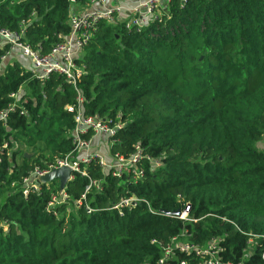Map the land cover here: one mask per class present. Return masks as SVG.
I'll return each mask as SVG.
<instances>
[{
  "label": "trees",
  "instance_id": "1",
  "mask_svg": "<svg viewBox=\"0 0 264 264\" xmlns=\"http://www.w3.org/2000/svg\"><path fill=\"white\" fill-rule=\"evenodd\" d=\"M90 5L0 0V28L24 23L22 40L47 53L70 33L71 13ZM158 11L139 31L100 20L77 59L85 112L111 123L120 113L110 152L130 158L140 146L145 172L137 183L109 175L105 192L87 194L90 214L75 205L88 183L80 176L55 206L58 182L22 193L35 166L74 150V87L59 74L34 77L21 60L4 65L0 111L12 93L20 102L0 119V264H158L159 243L183 232L201 246L217 239L224 261L264 264V240L254 251L242 233L264 234V0H170ZM92 174L102 175L97 166ZM128 196L157 211L190 204L188 219L154 215L146 203L113 208Z\"/></svg>",
  "mask_w": 264,
  "mask_h": 264
},
{
  "label": "built area",
  "instance_id": "2",
  "mask_svg": "<svg viewBox=\"0 0 264 264\" xmlns=\"http://www.w3.org/2000/svg\"><path fill=\"white\" fill-rule=\"evenodd\" d=\"M70 1L73 4L76 2V0ZM114 1L91 0L90 7L95 4L100 6V8L91 10L88 7L79 13L72 12L70 33L66 36L60 35V39L47 53L33 48L22 40L25 31L24 23L20 31L0 28V72L4 71V65L12 60L13 53L18 50L29 61L28 67L34 77L47 80L51 75L59 74L74 87L77 94L75 102L66 105V109L74 116L75 127L72 131L74 150L64 157L57 159L54 164H49L47 168L35 166L23 179L22 193L24 196L30 193H41L43 186H48V183H51L47 182L43 184L40 180L42 176L54 169L68 167L71 170L69 182L75 180L77 176L88 181L81 197L75 201V205L84 207L87 213L90 214L97 209L91 207L87 202V194L105 192V188L110 184L108 180L109 175L118 179L131 176L130 178L134 183L145 177L144 170L138 166L139 161L143 157L140 146H136V151L130 158H124L118 153H110L109 156H104L92 150V139L99 134L106 136L110 148V144L114 142L112 138L122 129L124 123L119 116L117 117V121L113 120V123H111L112 120L109 117L87 114L84 109L85 99L79 87V81L85 74V66L77 61L82 49L91 40L100 20L115 21V15H120L125 10L121 5H114L113 3L112 5H107L109 2ZM169 1L137 0L129 9V19H124L122 22L126 29L134 27L139 31L149 21L157 19L159 17L158 7L164 6V3L166 6ZM19 93L11 94L15 102L0 111V119L6 120L11 112L16 111L17 105L20 102ZM87 135L88 137H86ZM4 145L8 146V143ZM147 159L158 166L157 159H152L151 157H147ZM96 166L100 168L102 173L100 177L92 174V170ZM66 187L63 190L59 188L58 194L52 196L48 206H55L57 203L68 200L69 195L67 194ZM142 203L147 204L152 214L166 215L161 211L153 209L147 200L136 196L122 197L113 208L118 209L122 213L123 208L137 207ZM190 208V204H186L185 209L177 217L185 220L188 219L187 216ZM242 233L247 236L246 248L253 249L254 251L258 250L261 241L264 240V234L243 231ZM187 236V232H183L181 235L172 237L168 243H159L161 256L158 264H170L171 262L189 264V259H181L180 254L190 257V260L196 261V264H244V262L234 263L232 261H224L221 256L222 248L219 241L215 238L207 246H201L186 240ZM261 257L264 259V250H262Z\"/></svg>",
  "mask_w": 264,
  "mask_h": 264
},
{
  "label": "crops",
  "instance_id": "3",
  "mask_svg": "<svg viewBox=\"0 0 264 264\" xmlns=\"http://www.w3.org/2000/svg\"><path fill=\"white\" fill-rule=\"evenodd\" d=\"M136 1L137 0H115L114 2H109L107 5H112L113 3L114 5L123 6L125 10L120 13V16L123 17V16L129 15V9L132 5L136 3ZM164 6H165V3H164ZM97 8H100V6L95 5V4L90 7L91 10L97 9ZM11 58L21 60L24 65L29 66V61L23 57V55L21 54V51H18V50L15 51ZM91 147L93 151L101 153L104 156H109V154H107L109 151V148H108L109 142L106 136L101 135V134L94 136L92 139Z\"/></svg>",
  "mask_w": 264,
  "mask_h": 264
},
{
  "label": "water",
  "instance_id": "4",
  "mask_svg": "<svg viewBox=\"0 0 264 264\" xmlns=\"http://www.w3.org/2000/svg\"><path fill=\"white\" fill-rule=\"evenodd\" d=\"M70 174H71L70 168L61 167L58 169H54L51 172L47 173L46 175L42 176L40 180L43 182V184L57 180L59 182L60 190H63L69 182ZM161 212H163L166 215H172V216H179L181 214L180 210L169 212L162 209Z\"/></svg>",
  "mask_w": 264,
  "mask_h": 264
},
{
  "label": "rangeland",
  "instance_id": "5",
  "mask_svg": "<svg viewBox=\"0 0 264 264\" xmlns=\"http://www.w3.org/2000/svg\"><path fill=\"white\" fill-rule=\"evenodd\" d=\"M72 14V13H71ZM128 16H123L121 17L120 15H115V20H119V21H122L124 19H129V17L127 18ZM71 18V16H70ZM70 22V21H69ZM118 116H121V114H117ZM264 146V143L262 142L261 145H260V148H262ZM107 154H110V151H108ZM157 164L159 165L160 164V161L157 160ZM58 181H54V182H51V183H48V186L52 185V184H57Z\"/></svg>",
  "mask_w": 264,
  "mask_h": 264
},
{
  "label": "bare ground",
  "instance_id": "6",
  "mask_svg": "<svg viewBox=\"0 0 264 264\" xmlns=\"http://www.w3.org/2000/svg\"><path fill=\"white\" fill-rule=\"evenodd\" d=\"M109 151H110V148H109ZM111 153V152H110Z\"/></svg>",
  "mask_w": 264,
  "mask_h": 264
}]
</instances>
